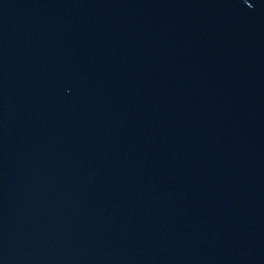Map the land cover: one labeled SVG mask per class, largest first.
Listing matches in <instances>:
<instances>
[{
  "label": "water",
  "instance_id": "95a60500",
  "mask_svg": "<svg viewBox=\"0 0 264 264\" xmlns=\"http://www.w3.org/2000/svg\"><path fill=\"white\" fill-rule=\"evenodd\" d=\"M0 264H264V0H0Z\"/></svg>",
  "mask_w": 264,
  "mask_h": 264
}]
</instances>
